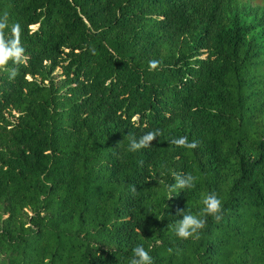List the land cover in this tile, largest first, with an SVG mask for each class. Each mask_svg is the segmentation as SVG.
I'll return each instance as SVG.
<instances>
[{
    "label": "trees",
    "instance_id": "trees-1",
    "mask_svg": "<svg viewBox=\"0 0 264 264\" xmlns=\"http://www.w3.org/2000/svg\"><path fill=\"white\" fill-rule=\"evenodd\" d=\"M5 13L25 60L0 71V264H130L137 245L153 264H264V0H0ZM185 173L195 188L169 198ZM208 193L223 218L178 239V210Z\"/></svg>",
    "mask_w": 264,
    "mask_h": 264
},
{
    "label": "clouds",
    "instance_id": "clouds-1",
    "mask_svg": "<svg viewBox=\"0 0 264 264\" xmlns=\"http://www.w3.org/2000/svg\"><path fill=\"white\" fill-rule=\"evenodd\" d=\"M8 27V17L5 13L3 17H0V71L7 70V65L11 62L14 67L9 75L10 78L14 79L18 74L19 66L24 63L25 49L20 41V25H12L10 31L6 32ZM149 63L151 67H155L159 62L153 60ZM160 134V130H155L146 132L138 140L133 138L130 141L129 150L135 152L150 147ZM171 144L177 148L195 149L198 147L197 141L189 142L187 137L172 139ZM174 180L175 183L168 186L169 198L173 193L194 189L197 178L191 173H185L175 175ZM133 191H135L134 188ZM201 203L203 207L196 215L185 214L183 209L178 210V214L182 216L175 226V235L178 239H198L200 231L206 227L208 217H212L217 223L223 218V204L216 193L203 195ZM169 251L171 252L172 249H169ZM130 264H153V262L149 251L143 245H137L132 249Z\"/></svg>",
    "mask_w": 264,
    "mask_h": 264
}]
</instances>
